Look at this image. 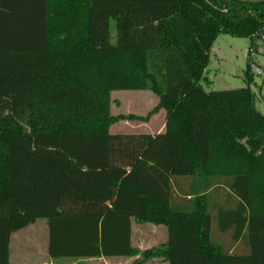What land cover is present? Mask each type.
<instances>
[{
  "label": "trees",
  "instance_id": "1",
  "mask_svg": "<svg viewBox=\"0 0 264 264\" xmlns=\"http://www.w3.org/2000/svg\"><path fill=\"white\" fill-rule=\"evenodd\" d=\"M220 34L264 41V0H0V264L38 220L51 259L264 264V117L249 87L200 84ZM118 91L158 104L115 118ZM158 111L162 134L109 132ZM178 179L204 190L171 199ZM215 189L229 191L228 246L211 238ZM133 220L164 227L165 243L133 248Z\"/></svg>",
  "mask_w": 264,
  "mask_h": 264
},
{
  "label": "rangeland",
  "instance_id": "2",
  "mask_svg": "<svg viewBox=\"0 0 264 264\" xmlns=\"http://www.w3.org/2000/svg\"><path fill=\"white\" fill-rule=\"evenodd\" d=\"M114 35V23L111 21L110 36L112 41ZM248 66H250L253 78L250 84L245 80V72ZM203 76L205 80L201 81L200 84L206 92L239 90L249 87L254 95L255 109L264 117V41L262 39L251 40L249 38L218 35L209 51V61ZM110 99V114L115 118L133 116L145 119L158 104L157 97L149 91L112 92ZM163 120L161 111L150 115L146 121L121 119L110 127L109 132L112 134H139L153 126H158ZM177 181L182 180L178 179ZM185 185L178 187L180 191L176 192L179 197L185 193L192 196L199 195L201 190H204L202 186L197 184ZM228 196L229 191L227 189H215L208 192L211 238L216 244L221 245L223 243L225 246L230 243L234 232L230 230L223 233L217 215L219 210L228 209L231 205L227 202ZM150 225L132 221V239L135 247L139 245L138 240L141 237H147L149 241L153 237L161 238V230L155 228V225ZM149 244H152V240ZM97 264L105 263L98 262Z\"/></svg>",
  "mask_w": 264,
  "mask_h": 264
},
{
  "label": "crops",
  "instance_id": "3",
  "mask_svg": "<svg viewBox=\"0 0 264 264\" xmlns=\"http://www.w3.org/2000/svg\"><path fill=\"white\" fill-rule=\"evenodd\" d=\"M242 1H259V0H242ZM163 113V121L158 126H153L151 129L141 132L139 134L145 135H159L165 132V112ZM112 134V133H110ZM181 185L186 184L188 186L192 184L187 179H181ZM171 199L180 198L182 201H188L192 197H179L177 192L179 189L175 183H171ZM177 196V197H176ZM183 202H181L182 204ZM185 207H188L186 204ZM39 222V223H38ZM41 222V223H40ZM151 226V225H150ZM161 230V238L153 237L152 244L150 245L149 239L147 237H141L138 240V246H134L132 235L131 244L132 247L138 249L139 251H147L153 249L159 245L165 243L167 239L166 229L162 226H154ZM27 232V234H25ZM150 245V246H149ZM48 229L46 222L43 220H38L35 224L14 233L9 240V264H97L98 262H104L105 264H135L136 261L140 260V256L137 257H110V258H89L81 260L72 259H51L48 256ZM144 264H168L162 259H153Z\"/></svg>",
  "mask_w": 264,
  "mask_h": 264
},
{
  "label": "water",
  "instance_id": "4",
  "mask_svg": "<svg viewBox=\"0 0 264 264\" xmlns=\"http://www.w3.org/2000/svg\"><path fill=\"white\" fill-rule=\"evenodd\" d=\"M256 39H261L260 36H256Z\"/></svg>",
  "mask_w": 264,
  "mask_h": 264
}]
</instances>
